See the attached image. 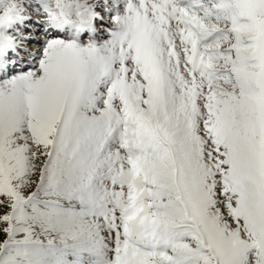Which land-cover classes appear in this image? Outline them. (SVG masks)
<instances>
[{
	"label": "snow or ice",
	"instance_id": "1",
	"mask_svg": "<svg viewBox=\"0 0 264 264\" xmlns=\"http://www.w3.org/2000/svg\"><path fill=\"white\" fill-rule=\"evenodd\" d=\"M0 264H264V0H0Z\"/></svg>",
	"mask_w": 264,
	"mask_h": 264
}]
</instances>
